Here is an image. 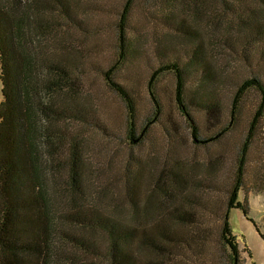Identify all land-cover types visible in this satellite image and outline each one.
I'll list each match as a JSON object with an SVG mask.
<instances>
[{"label": "rangeland", "instance_id": "obj_1", "mask_svg": "<svg viewBox=\"0 0 264 264\" xmlns=\"http://www.w3.org/2000/svg\"><path fill=\"white\" fill-rule=\"evenodd\" d=\"M130 1H80L86 118L75 123L82 174L77 206L131 229L128 249L137 264H221L220 217L260 95L248 91L235 115L233 100L245 80L264 76V41L253 26L261 21L241 28L223 0H133L122 47L121 19ZM225 1L238 13L261 6ZM174 65L185 77L187 111L177 100L175 70H166ZM113 67L114 81L134 101L137 143L127 102L105 78ZM2 88L0 81V103ZM239 200L251 207L249 217L264 235V122ZM231 223L245 264H264L254 224L241 210L232 211ZM71 233L96 247L81 263L99 264L96 254L108 236L77 227ZM165 233L174 240L165 242ZM192 236L205 239L195 246Z\"/></svg>", "mask_w": 264, "mask_h": 264}, {"label": "trees", "instance_id": "obj_2", "mask_svg": "<svg viewBox=\"0 0 264 264\" xmlns=\"http://www.w3.org/2000/svg\"><path fill=\"white\" fill-rule=\"evenodd\" d=\"M80 1L0 0V81L5 99L0 103V264H82V258L96 247L85 237L76 238L71 227L108 236L105 250L100 247L96 254L99 264H137L128 249L133 238L131 229L102 218L94 209L77 206L82 174L75 157L78 147L75 123L86 118L81 104L83 72L78 58L81 43L78 35L82 30ZM229 1L242 6L248 0ZM132 2L126 5L121 19L122 47ZM223 2L227 13L239 17L241 28L260 20L253 26L259 35L257 41H264V0L254 2L261 5L259 12L254 9L255 13L250 6L238 13L233 4ZM197 3L200 0L194 4ZM173 69L178 80L177 100L187 111L183 71L177 65L166 70ZM113 70L114 67L107 71L105 78L127 102L132 134L136 121L134 101L114 81ZM251 90L259 93L260 102L238 157L228 206L220 217L215 243L223 251L221 264H245L231 226L233 210H241L264 241V235L249 217L251 207L239 200L249 158L264 122L263 75L242 83L233 100V115ZM198 139L195 131L197 142ZM131 140L137 143L139 138L133 135ZM172 239L169 233L164 234L165 242ZM190 239L195 242L194 236ZM204 239L193 243L198 246Z\"/></svg>", "mask_w": 264, "mask_h": 264}]
</instances>
